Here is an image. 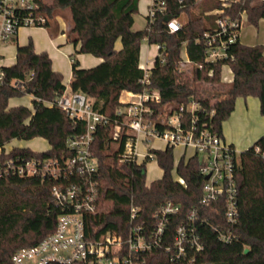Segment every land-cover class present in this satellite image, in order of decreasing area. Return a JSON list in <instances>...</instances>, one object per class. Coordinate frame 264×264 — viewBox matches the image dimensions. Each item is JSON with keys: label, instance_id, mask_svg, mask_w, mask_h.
I'll use <instances>...</instances> for the list:
<instances>
[{"label": "trees", "instance_id": "obj_1", "mask_svg": "<svg viewBox=\"0 0 264 264\" xmlns=\"http://www.w3.org/2000/svg\"><path fill=\"white\" fill-rule=\"evenodd\" d=\"M39 10L46 15L43 25L51 35L60 32L56 16L68 13L70 27L67 41L78 44L79 53L102 57L99 64L84 68L77 58L72 59L73 76L70 88L94 99L97 110L114 119L116 109L122 104L124 91L142 89L144 69L140 67L141 42L147 38L151 44L164 47L165 61L159 55L151 67V85L160 89L161 104H180L196 99L201 107L197 114L200 123L207 122L223 135V122L235 108L238 97L256 96L264 114V46L250 45L240 39L227 48V56L216 61L207 60L206 33L216 29V19L230 15L239 16L245 10L248 23L258 26L264 18V0H236L224 13L211 11L221 7V0H164L163 9L148 15L145 28L134 30V14L140 0H36ZM199 9L195 12L194 9ZM187 21L175 32H170L166 17H181ZM121 39L122 48L115 43ZM186 47L193 64L192 73L179 68L182 48ZM230 65L234 78L222 81V67ZM5 71L0 84V166L5 161L23 157H62L69 154L67 137L81 134L86 122L71 119L57 105H47L67 85L63 74L54 70L47 51H36L34 41L17 46L16 61L1 66ZM213 70L212 74H209ZM23 82L15 86V82ZM33 94L34 109L26 105L9 106L11 97ZM161 106V105H159ZM214 113L211 115V112ZM113 123L99 124L92 142L93 154L98 159L94 175L100 198L110 207L108 215L97 219L98 232L118 230L127 235L132 226L130 207L140 208L139 222L154 225V213L166 201L180 205V211L168 219L162 244L145 254L148 264H264V156L255 150H264V134L252 146L240 153L236 172L238 188V213L235 224L225 218L224 200L202 205L203 175L199 156L182 157L177 173L184 183L172 175L174 147L153 149L154 158L163 170L162 177L147 180V162L142 164L121 162L126 135L118 146L113 140ZM43 137L50 143L44 151L29 147H13L8 152L4 146L14 138ZM56 178L21 176L0 173V264H15L14 254L21 248L38 244L56 228L63 211L53 196ZM197 210V234L202 249L189 252L192 262L173 260L175 235L180 224L187 220L192 209ZM231 230L232 240L225 242L220 232ZM167 246L171 248L168 250ZM48 264H81L79 262Z\"/></svg>", "mask_w": 264, "mask_h": 264}, {"label": "built area", "instance_id": "obj_2", "mask_svg": "<svg viewBox=\"0 0 264 264\" xmlns=\"http://www.w3.org/2000/svg\"><path fill=\"white\" fill-rule=\"evenodd\" d=\"M235 1L221 0V7L211 12L222 14ZM164 4V0H152L149 15L152 17L156 11H161ZM39 8L36 0H0V44L12 41L21 27H42L47 17ZM245 20V10L236 17L226 15L216 19V29L205 34L208 61L227 56L229 45L240 39V29ZM167 24L170 32H175L182 26L179 17H171ZM156 45L157 54L161 62H164V47ZM181 66L193 67L185 47L181 52L180 69ZM143 69L142 89L125 91L114 119L97 110L92 97L70 87L54 100L45 101L47 105L60 107L71 119L86 122L84 133L67 137L69 154L61 158H12L0 166V173L12 172L25 177L38 176L59 180L53 187V196L63 211L58 216L55 230L38 244L19 249L13 256L15 264H148L145 254L162 244L168 219L180 211V205L171 200L166 201L154 213V225L139 222L140 208L132 203V226L127 235L118 230L97 233L95 221L111 212L110 207L100 198L94 181L98 159L93 154L92 142L99 124H114L112 137L116 143L126 135L124 148L119 156L121 162L142 164L146 161L148 165L154 158L153 149H157L149 146L154 139L164 141L170 147L181 145L191 148L194 155L199 156V168L204 178L200 203L209 206L215 201L224 200L227 223H236V172L240 154L233 144L214 131L207 122L200 123L197 112L201 105L196 99L192 98L180 104L162 105L160 89L151 85V67ZM212 73L213 70H210L209 74ZM4 77L5 71L0 66V84ZM22 84L20 80L15 82V86ZM213 113L214 111L211 115ZM255 150L264 156V150L260 146H255ZM178 180L184 183L182 178L178 177ZM231 233V230L221 231L219 236L221 240L229 242L232 240ZM202 246L197 234V210L194 208L189 212L187 220L177 228L172 247L173 260H187L190 263L195 257L189 256V252L200 251ZM170 248L167 246L168 250Z\"/></svg>", "mask_w": 264, "mask_h": 264}, {"label": "crops", "instance_id": "obj_3", "mask_svg": "<svg viewBox=\"0 0 264 264\" xmlns=\"http://www.w3.org/2000/svg\"><path fill=\"white\" fill-rule=\"evenodd\" d=\"M141 2L142 1L140 0L139 1L140 8L142 6ZM143 2L145 3L146 0H144ZM262 20H264V18L261 19L260 21ZM69 27H70V23H69V26L67 25L62 26L61 29L62 30L67 29ZM21 28L23 29V34L22 33L20 34V32L22 31V30L20 31ZM21 28H19L15 38L12 41L0 44V66L13 64L16 61L17 46L28 43L29 39L32 38L34 41L36 51L40 52V51L45 50L49 53L52 59L53 69L60 71L63 74V82L67 85V87H70V83H71L72 76H73V70H72L73 57H71V55L74 53H77V50L80 47V43L74 44V43L68 42L67 35L64 32H60L58 35L53 36L50 34L49 29L47 27L42 26V27H28V28L21 27ZM240 40L242 41V38ZM118 43H120V46H118ZM250 45H255V44H250ZM115 48L116 49L122 48L121 39H118L116 41ZM75 58L79 60L81 67H84V68L95 66L99 64L101 61H103L102 57H98L90 53H79L75 56ZM154 58L155 56L153 58H150V55H149L147 56L146 59L143 58L142 60V55L140 52V62H139L140 67L142 68L152 67ZM233 78H234V72L231 69L230 65L228 64L223 65L222 79L226 82H231ZM124 93L125 91L123 92L121 97L124 96ZM12 98L14 97H11L9 99V106L28 105L26 102H23V100L21 99L12 100ZM257 100L258 101H256V99H254V97H251V96L240 97V98L238 97L236 100L235 108H234L235 111L233 110L231 115L229 116L230 117L229 120H231V123L229 124H233L239 127L242 126L244 117H246V114L249 112L246 110V108L251 107V106L252 107L256 106L257 102H259V106H260L259 98H257ZM225 131H226L225 132L226 135L223 133V137L225 138L226 141H229V143L233 144L234 147H235V142L246 144V143H250L251 141L257 138L259 139L260 137V130L255 126H253L250 129L251 132L244 138L243 141L240 140L238 135H232L227 130ZM176 147H181V145H178ZM164 148H166V143H165ZM188 151H189V148H186L185 151L183 152L182 157H186Z\"/></svg>", "mask_w": 264, "mask_h": 264}, {"label": "rangeland", "instance_id": "obj_4", "mask_svg": "<svg viewBox=\"0 0 264 264\" xmlns=\"http://www.w3.org/2000/svg\"><path fill=\"white\" fill-rule=\"evenodd\" d=\"M45 1H51V0H45ZM141 8L138 6V11L134 14V24H133V29L134 30H139L145 28L147 24V17L150 14V5L152 3V0H146L144 3V0H141ZM195 12H198L199 9L195 8ZM187 14H182L180 17V21L182 23L187 21ZM56 21H58V27L61 30L62 26H69L70 19L68 16L67 12H64L58 16H56ZM24 27H29V26H24ZM22 30V31H21ZM20 34H23V29H20ZM65 33L68 32V28L64 29ZM242 38V41L246 44H263L264 45V20L259 22L258 26H254L252 24H249L247 20H245L243 26L240 29V39ZM118 46H120V43H118ZM158 53V49L156 44H151L148 42V40L143 39L141 42V55H142V60L143 58L146 59L147 56L150 55V58H153L156 56ZM79 54V52L74 53L71 55V57L75 58V56ZM66 59V58H64ZM192 66L186 67V66H181V70L185 71L188 74L192 73ZM224 83H229L224 80H222ZM242 97V96H241ZM249 97V96H248ZM254 97V99L257 100L258 97L256 96H251ZM33 94H25L23 96H17L12 98V100L15 99H21L23 102H26L28 107L31 109H34L33 105V100H34ZM240 98V97H239ZM247 111H249L246 114V117H244L243 124L242 126H235L231 123L230 117L226 119L223 122L222 129L223 133L226 135L227 130L230 134L232 135H238L241 141L244 140V138L251 132L250 129L255 126L260 130V136L264 134V114L261 113L259 102H257L256 106L254 107H247ZM235 111V110H234ZM227 128V129H226ZM224 135V136H225ZM258 140L255 139L251 141L250 143H238L235 142V147L240 154L242 151L248 148V146H252L255 144V142ZM229 142V141H228ZM149 146H155L156 148L163 149L165 147V143L161 140L154 139L152 142L149 143ZM13 147H29L33 150L37 151H44L50 148V143L48 142L47 139L43 137H34L32 139H19V138H14L10 142L6 143L4 148L6 151L11 150ZM185 147H174V168L172 170V175L173 177L178 180V173H177V165L183 155V152L185 151ZM194 155V151H192L189 148V151L187 152L186 159ZM163 175V170L159 166L157 160L155 158L151 159V161L147 165V180L148 182H151L155 179H158L162 177Z\"/></svg>", "mask_w": 264, "mask_h": 264}, {"label": "water", "instance_id": "obj_5", "mask_svg": "<svg viewBox=\"0 0 264 264\" xmlns=\"http://www.w3.org/2000/svg\"><path fill=\"white\" fill-rule=\"evenodd\" d=\"M171 17H172V16L168 15V16L166 17V21H169V19H171Z\"/></svg>", "mask_w": 264, "mask_h": 264}]
</instances>
